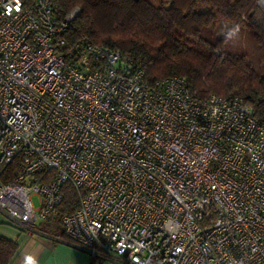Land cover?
Returning <instances> with one entry per match:
<instances>
[{
	"label": "built area",
	"instance_id": "built-area-1",
	"mask_svg": "<svg viewBox=\"0 0 264 264\" xmlns=\"http://www.w3.org/2000/svg\"><path fill=\"white\" fill-rule=\"evenodd\" d=\"M78 11L0 0V222L41 232L69 183L62 232L97 261L264 264V124L237 94L69 41Z\"/></svg>",
	"mask_w": 264,
	"mask_h": 264
},
{
	"label": "trees",
	"instance_id": "trees-1",
	"mask_svg": "<svg viewBox=\"0 0 264 264\" xmlns=\"http://www.w3.org/2000/svg\"><path fill=\"white\" fill-rule=\"evenodd\" d=\"M62 16L79 11L65 34L69 41L84 35L94 43L128 55L143 69L148 82L166 76L183 77L196 97L239 95L264 124V0H54ZM238 25L258 45L262 59L255 69L241 50H227L233 40L219 24ZM238 34V35H239ZM62 200L45 229L62 235L60 218L78 206L71 184L62 185ZM42 230V229H41ZM16 242L0 235V264H10Z\"/></svg>",
	"mask_w": 264,
	"mask_h": 264
},
{
	"label": "crops",
	"instance_id": "crops-1",
	"mask_svg": "<svg viewBox=\"0 0 264 264\" xmlns=\"http://www.w3.org/2000/svg\"><path fill=\"white\" fill-rule=\"evenodd\" d=\"M11 228L4 229L0 234L16 242L17 250L10 264H28L29 259L35 264H101L75 247L64 234L55 236L43 229L39 233H32L13 226Z\"/></svg>",
	"mask_w": 264,
	"mask_h": 264
},
{
	"label": "rangeland",
	"instance_id": "rangeland-1",
	"mask_svg": "<svg viewBox=\"0 0 264 264\" xmlns=\"http://www.w3.org/2000/svg\"><path fill=\"white\" fill-rule=\"evenodd\" d=\"M148 1L152 3L153 5L157 6L160 0H148ZM228 29H229V26L227 24L220 23L218 25L219 32L224 33V32H227ZM226 49L228 51L235 50V49L241 50L248 56L249 61L251 62V64L253 65L255 69H258L260 67V61L262 59L261 51L247 30H241V33L235 38H233V40L229 43ZM32 200H33L34 205L36 206L37 205L36 198L32 197ZM52 222L53 220L50 221L49 223L47 222L43 223L40 226V229H45L46 228L45 225L47 224L52 225ZM4 229H12V228L10 225L0 224V234H2V231H5ZM100 262L101 264H119L117 262H113L110 260H104Z\"/></svg>",
	"mask_w": 264,
	"mask_h": 264
},
{
	"label": "clouds",
	"instance_id": "clouds-1",
	"mask_svg": "<svg viewBox=\"0 0 264 264\" xmlns=\"http://www.w3.org/2000/svg\"><path fill=\"white\" fill-rule=\"evenodd\" d=\"M239 31H240L239 26L235 25V26L228 29L227 37L229 39L235 38L236 36H238ZM28 264H35V262L33 260L29 259Z\"/></svg>",
	"mask_w": 264,
	"mask_h": 264
}]
</instances>
